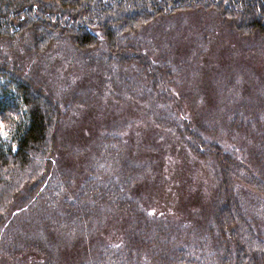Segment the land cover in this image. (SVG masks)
<instances>
[{
	"label": "trees",
	"instance_id": "1",
	"mask_svg": "<svg viewBox=\"0 0 264 264\" xmlns=\"http://www.w3.org/2000/svg\"><path fill=\"white\" fill-rule=\"evenodd\" d=\"M193 11L217 13L221 21L230 24L244 36L264 40V0H0V116H5L0 120L2 262L83 264L76 250H85L88 243L78 241L77 245L72 247L74 251H71V256L67 255L62 246L66 241L77 238L81 234V228H89L95 217H100L99 223L106 221L104 229L107 233L102 236H107L109 246L94 262L86 264H264V234L257 229L237 194V187L242 183L264 199V167L261 171V168L256 167L255 171L249 162L241 159L224 142L213 141L203 135L206 132L203 128L187 129L183 125L185 129L181 130L177 125L176 129L174 120L165 116L167 112H171L169 107L164 110L160 107L172 100L170 104H173L179 99L178 95L172 94L173 98L167 103L155 97L158 98V86L166 84L165 73L170 75L180 68V64L167 57L161 64L146 47L129 41L148 31L151 24L159 19L169 20L180 15L177 13ZM186 36L180 37L177 34L173 37L175 43L172 42V45L180 46ZM157 37L158 41L153 45L154 50L162 49L167 55L169 38L161 34ZM24 40H28L33 54L38 57L59 45L70 43L83 53H95L92 59L103 58L105 54L107 63L111 61V64H117L123 72L129 70L130 64L121 65V62L133 65L142 63L140 67L146 70V77L148 74L152 79L151 85L147 86V89L151 90L148 93L150 97L144 99L153 104L151 114L155 127L171 130L179 138L175 151L182 155L185 152L181 147L183 145L189 151L195 152L193 157H199L202 161H209L210 157L219 160L220 164H230L229 168L222 165L221 189L217 192L212 210L208 206L206 213L202 216L198 214L205 217V224H197L193 230L189 229L188 221H185L186 225L185 222L171 225L168 219L175 214V209L165 197H160L156 201L155 209L149 211L152 218L140 211L141 187H137L139 179L132 165L133 157L137 154V148L134 147L139 143V139L136 138L135 144L124 153L122 148L129 140L118 131L109 134L112 135L110 139L113 141L115 138L119 139L121 146L117 142L112 143L107 145V153L105 148L99 150L103 156L93 157L95 162L107 158L112 168L117 169L119 166L121 172L117 171L118 176L112 181L107 179L105 185L98 183L97 186L92 181L85 193L76 189L70 190L69 194L64 196L65 183L63 181L61 185V181L57 180L58 174L63 178L59 171L74 173L86 168L76 166L75 169V165H67L66 162L64 164V159L61 162L57 160L58 155L69 154V150L74 148L77 156H69H75V161L80 157L90 159L81 155L84 148L67 140L68 131L78 119H83V112H79L78 117L74 118V123L67 124L66 127L69 128L65 129V112L60 101L44 91L45 83L37 87L32 84L36 79L37 57L27 58L21 54L24 48L15 50V44L17 46L19 43L20 47ZM152 40L148 35L147 41L150 43ZM139 46L140 49L137 48ZM178 56L184 60L188 57ZM110 63L107 65V73L114 75L117 81L115 85H126L124 81H129L132 76L119 80L123 75L118 72L116 65L113 67ZM153 65L160 70L158 74L152 75L151 69H148V66ZM31 70L33 78L30 76ZM57 76L62 77L64 74ZM160 79L163 82H160ZM49 84L51 87L47 85L46 91L62 90L50 81ZM142 85L144 86V81ZM204 101H207L206 97ZM182 109L194 112L198 110L192 107L188 110L182 105L179 113H176L180 118L175 117L182 124L181 118L187 119ZM250 111L255 113L253 120L247 115L245 121L240 118L241 125H252L253 132L256 131L255 135L264 140V128L260 129L258 125H254L258 121L257 113L264 117V108H259L256 112L253 109ZM238 129L237 127L234 131H239ZM123 154L129 164L125 161L121 163L120 157H123ZM169 155L162 160L165 165ZM69 156L66 155L65 161ZM57 161L64 166L56 169ZM129 167L132 169L129 170ZM55 171L56 175L53 177L52 173ZM156 174L167 177L166 171L163 174L159 170ZM149 177L148 175L147 178ZM70 179L66 178L67 181H71ZM96 179L95 175H91L88 181ZM101 185L106 189L102 190ZM95 192H98V197L87 202ZM83 196H86V200L79 204ZM96 202H99L98 207H94ZM59 207L63 208L64 216L58 215L61 213ZM107 208V215L113 212L108 218L103 214V210L105 212ZM155 210H159V213ZM18 214L20 215L15 216ZM30 215L43 222V225L38 224V232L28 231L26 226L20 227L19 221L16 228L14 225L9 227L12 220ZM256 216L257 214L253 218L258 219ZM78 225H81L79 230ZM63 227L68 228L66 233L59 231L63 230ZM14 228L19 248L13 247L14 237H11L8 245L12 248L3 249L4 236L7 237Z\"/></svg>",
	"mask_w": 264,
	"mask_h": 264
},
{
	"label": "rangeland",
	"instance_id": "2",
	"mask_svg": "<svg viewBox=\"0 0 264 264\" xmlns=\"http://www.w3.org/2000/svg\"><path fill=\"white\" fill-rule=\"evenodd\" d=\"M181 13L188 12L177 13L180 15L169 20L161 21L159 19L151 24L148 31H144L136 35L134 39L129 40L131 43L146 47L150 54L155 57V60L161 64L166 61V57L172 58L180 64V68L175 69L170 75L166 73V77L162 75L163 78L165 77L166 84L163 83L158 86V98L155 97L165 103L171 97L173 98L172 94L178 95L179 99L173 104H170L172 100L169 104L161 105L160 108L164 110L169 107L171 112H167L165 116L167 115L169 119L174 120L172 121L176 129L177 125L181 130L185 129L183 125L187 129L191 127L203 128L206 130L203 135L208 139L224 142L231 151L236 152L241 159L249 162L255 171H257L256 167L261 168L259 170L261 171L264 167V162H262L264 160V140L255 135L256 131L253 132L252 125H241L240 118L245 121L244 118L248 115L253 120L255 113H251L250 110L253 109L256 112V110L259 111V108H264V40L244 36L230 24L221 21L218 14L214 12ZM207 27L212 29H207ZM92 28L95 29L94 26ZM160 34L169 38V46L166 47L167 55L162 49L154 50L153 45L158 41L157 36ZM177 34L180 37L187 36L184 37L186 40L180 46L175 47L172 42L175 43L174 38ZM148 35H150V39H153L150 43L147 41ZM22 42L24 44L22 43L20 47L18 46L19 43L17 46L15 44V50L24 48L21 54L27 58L37 57L35 59L36 79L32 84L37 87L43 86L42 83H45L44 91L60 101L65 112L63 119L65 129L69 128L66 127L67 124L74 123V118L78 117L79 112H83V119H78L73 128L68 131L67 140H70V143L75 146L84 148L81 155L90 159L80 157L75 161V156H71H77L74 148L69 150L70 156L67 153L64 156L58 155L57 160L61 162L64 159V164L66 162L67 165L86 168V170L83 169L74 173L59 171L63 174V178L57 172L59 175L57 180L61 181L59 183L61 185L63 181L65 183L63 184L64 196L69 194L70 190L76 189L85 193L92 181L97 186H99L98 183L105 185L107 179L112 181L118 176L117 171L121 172L119 166L117 169L112 168L109 166L110 161L107 158L102 161L97 160L98 162H95L96 159L93 158L103 156L99 153L101 148H105L107 153V145L110 146L117 142L121 146L122 143L119 139L115 138V141L110 139L112 135L109 133L118 131V133L127 136L129 140L122 148L124 153L131 149L136 138L139 139V143H136L134 147L137 148V154L133 157L132 165L135 175L139 179V181L137 180V187L138 189L141 187L140 211L145 212L148 218H152L149 216V211L155 209L156 201L160 197H165L175 209V214L168 219L171 225L188 221L189 229L193 230L195 225L205 224V217L200 216L206 213L208 206L212 210L217 192L221 189L222 165H227L229 168L230 164H220L219 160L216 161L210 157L209 161H202L203 159L199 157H193L192 154L195 152L189 151L183 145L181 147L185 149V152L182 155L175 151L179 138L171 130L167 131V129L162 130L155 127L151 114L153 104L144 99V97H150L148 93L151 90L150 88L147 89V86L148 84L151 85L152 79L148 74L146 77L144 72L146 70L140 67L142 63L133 65L128 62H121V65L130 64L129 70L123 72L122 68L113 62L111 64L110 60L107 63L105 54H103V58L92 59L95 53L92 51L83 53L70 43L59 45L52 51L38 57L33 54L28 40ZM137 48L140 49V46ZM178 55L188 57L184 60ZM109 63L113 67L116 65L118 72L123 75L119 77V80L132 76L131 81H124L126 85L118 83L116 86L117 81L114 79V75L107 73ZM148 69H151L152 75L160 72L156 65L148 66ZM32 72L31 70V78H33ZM59 74H64V76L58 77ZM49 81L62 90L50 89L46 91L47 85L51 87ZM143 81L144 86L142 85ZM160 82L163 80L160 79ZM174 90L175 92H173ZM202 96H205L207 101H204L205 97ZM182 105L188 110L190 107L198 109L197 112L182 109L187 116V119L181 118L183 124L175 118L179 117L176 113H179ZM247 106L249 107L247 108ZM256 115L259 117H257L258 121L254 125H258L260 129L261 127L264 128V117L258 113ZM3 116H0V120L5 117ZM237 127L240 132L234 131ZM1 128L4 127L1 126ZM131 134L132 136L129 137ZM144 139L148 140L144 141ZM192 147L195 148L193 145ZM167 154L170 155L167 158V165H165L163 161ZM66 155L69 157L65 161ZM120 159L121 163L127 162L124 154ZM58 161L56 169L64 166ZM130 169L132 168L129 167ZM159 170L163 174L166 171L167 177L156 174V171ZM56 171L52 173L53 177L56 175ZM91 175H95L97 179L88 181ZM148 175L149 178H147ZM66 178H71V181H67ZM85 184L86 188H84ZM239 185L242 187H237L238 196L257 229L264 234V199L256 191L242 185V183ZM209 186L210 190H208ZM101 189L104 190L106 187L101 185ZM86 196H83V200H80L79 204L86 200ZM96 197H98V192L92 193L87 202ZM99 202H96L94 207H98ZM58 209L61 211L58 215L64 216L63 208L59 207ZM155 211L159 213V210ZM107 212L108 208L105 212L103 210L104 215H107ZM112 214L107 215V218ZM255 214H257L258 219L253 218ZM100 219V217H95L91 221L92 227L90 225L89 228H81V234L77 238L75 237L63 244L62 247L67 251V255H72L71 251H74L72 247L76 246L78 241L88 243L85 245V250L81 248L76 250L81 256L83 264L94 262V259L96 260L100 253H103V250L107 251L106 248L109 246L106 240L107 236L105 238L102 236L103 233H107L104 229L106 221L101 224L99 223ZM18 221L20 222L19 226H26L28 231L38 232V224L43 225L42 221H38L30 215L12 220L9 227L13 225L15 227ZM80 226H77L78 230ZM15 228L9 232L7 237L4 236L3 249L12 248L8 245L11 237H14L13 247L19 248L17 247L20 244L15 234ZM67 230L68 228L65 227L63 230L59 229L64 233ZM101 239L105 240L102 241ZM0 264H6L2 262L1 257Z\"/></svg>",
	"mask_w": 264,
	"mask_h": 264
}]
</instances>
